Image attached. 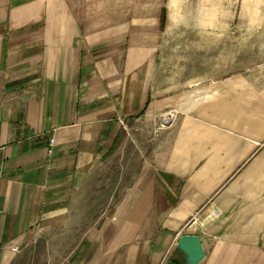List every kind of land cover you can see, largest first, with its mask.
<instances>
[{"label":"crops","instance_id":"obj_1","mask_svg":"<svg viewBox=\"0 0 264 264\" xmlns=\"http://www.w3.org/2000/svg\"><path fill=\"white\" fill-rule=\"evenodd\" d=\"M198 3L212 11L144 80L158 42L140 30L126 46L125 30L80 29L65 0H0V264L35 233L70 242L84 180L116 138L147 133L143 175L65 264H164L183 234L200 238L198 264H264V12L227 10L264 0ZM108 43L121 65L93 50Z\"/></svg>","mask_w":264,"mask_h":264},{"label":"rangeland","instance_id":"obj_2","mask_svg":"<svg viewBox=\"0 0 264 264\" xmlns=\"http://www.w3.org/2000/svg\"><path fill=\"white\" fill-rule=\"evenodd\" d=\"M65 1L68 11L77 20L76 23L82 30H87L93 34L101 30H125L128 41H126V46L133 42L134 37L132 35L139 30L142 40L157 41L158 47L155 50L157 52H153L154 43L151 44L152 52L157 57L155 62L149 63L147 60L140 69L144 80L149 76L164 75V60H170L172 57L175 60L180 56L179 41L181 36L185 34L187 29L196 27L201 13L212 11V5L199 4L198 0ZM227 10L246 13L264 12V6L260 8L257 5L234 4ZM166 42L171 43L166 44ZM115 49L113 43H108L96 46L93 50L105 53ZM115 52H119L118 63L121 65L122 47L116 49ZM143 92L147 91L142 89ZM146 105L147 103L143 109ZM175 118V112L163 113L156 119V127L158 130L163 129L171 124ZM131 137L121 138L122 144L119 148H116V145L118 142L120 144L121 139L119 141L116 138L109 149L108 156L104 158V162L94 166L91 175L84 180L76 203V215L79 219L76 223L78 228H76L75 236L71 238L70 242L65 230L61 233L55 232L52 235L54 238L49 241L40 240V235L35 233L26 240L27 243H23L20 247L12 264H65L68 260L77 257L78 251L82 250L83 246L78 244L82 240V235L94 234L101 222L115 218L116 205L119 200L117 193L130 187L136 178L143 175L140 168L143 167V160L147 159L153 147V141L148 133L142 134L140 139L135 141L136 147L133 146ZM52 146L51 148L49 146L48 149L49 156L52 155ZM167 249L165 254L167 259L164 264L173 258H183L176 249V244L173 243ZM108 261L113 262L111 257Z\"/></svg>","mask_w":264,"mask_h":264},{"label":"water","instance_id":"obj_3","mask_svg":"<svg viewBox=\"0 0 264 264\" xmlns=\"http://www.w3.org/2000/svg\"><path fill=\"white\" fill-rule=\"evenodd\" d=\"M176 249L183 256L186 264H198L205 255L201 240L197 235H181L176 242Z\"/></svg>","mask_w":264,"mask_h":264},{"label":"trees","instance_id":"obj_4","mask_svg":"<svg viewBox=\"0 0 264 264\" xmlns=\"http://www.w3.org/2000/svg\"><path fill=\"white\" fill-rule=\"evenodd\" d=\"M171 263H173V264H186L185 263V261H184V259L183 258H173V259H171Z\"/></svg>","mask_w":264,"mask_h":264},{"label":"built area","instance_id":"obj_5","mask_svg":"<svg viewBox=\"0 0 264 264\" xmlns=\"http://www.w3.org/2000/svg\"><path fill=\"white\" fill-rule=\"evenodd\" d=\"M52 144H53V140H50V143H49L50 148H51ZM216 215H218V214H216ZM13 250H15V249H13Z\"/></svg>","mask_w":264,"mask_h":264}]
</instances>
